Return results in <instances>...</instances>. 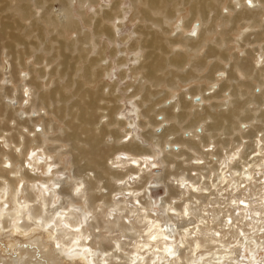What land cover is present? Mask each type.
<instances>
[{"label":"clouds","instance_id":"9594fccd","mask_svg":"<svg viewBox=\"0 0 264 264\" xmlns=\"http://www.w3.org/2000/svg\"><path fill=\"white\" fill-rule=\"evenodd\" d=\"M0 264H264V0H0Z\"/></svg>","mask_w":264,"mask_h":264}]
</instances>
